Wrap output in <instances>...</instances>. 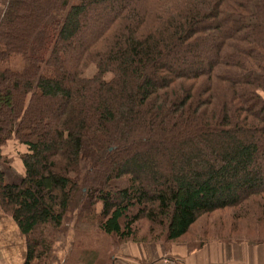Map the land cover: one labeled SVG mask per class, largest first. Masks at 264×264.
<instances>
[{"label": "trees", "instance_id": "trees-1", "mask_svg": "<svg viewBox=\"0 0 264 264\" xmlns=\"http://www.w3.org/2000/svg\"><path fill=\"white\" fill-rule=\"evenodd\" d=\"M263 93L264 0H3L0 205L24 264L73 224L116 249L264 244Z\"/></svg>", "mask_w": 264, "mask_h": 264}, {"label": "rangeland", "instance_id": "rangeland-1", "mask_svg": "<svg viewBox=\"0 0 264 264\" xmlns=\"http://www.w3.org/2000/svg\"><path fill=\"white\" fill-rule=\"evenodd\" d=\"M2 9L3 0H0V14ZM50 34V32H44L41 34L37 41L38 44L36 47V51L44 49L46 41L49 38ZM12 65L13 67H18L19 61L16 60L15 62H13ZM93 71L94 69H92L89 74H93ZM262 95L264 96V93ZM9 151L10 148L8 149V152ZM11 151L17 153L14 156L16 159L14 158L15 161L12 160V163H10V165L12 166H8V168H2V170H8L9 168H11L12 170L10 169V172H12V174H15L12 180L14 183H17L20 182V180L24 177L23 175L25 174V168L23 162H21V156L25 153L26 149L25 146H21L18 142H16V144H11ZM18 171L20 172L22 177H20L21 175L18 174ZM115 184L119 185L120 188L126 187L124 181L116 182ZM97 209L98 211H100L101 204L98 206ZM95 230L96 229L88 230L89 232H91V236L89 235L88 238L84 236H82V238H79L78 233L75 230V225H71L66 234L64 236H61L56 242L55 247L53 248V252L51 253L49 259L45 260L44 263L78 264V262L80 261L79 259H83L84 254L88 255L90 254V252H93L95 250L98 251L97 253H99L102 248L106 246V248L108 249V261L111 260L108 264H167L168 261L166 259V261L159 260L158 256H167L172 248H176L178 246L183 245L188 246L185 243L170 246L162 243L141 242L140 240H143L144 236L143 234H141L139 238V243L130 241L116 249V246L114 245L112 239L104 238L103 235L96 233ZM189 239L190 238L184 240L183 242H188ZM157 250L160 251H158L160 254L157 253ZM34 264H38V262H35Z\"/></svg>", "mask_w": 264, "mask_h": 264}, {"label": "crops", "instance_id": "crops-1", "mask_svg": "<svg viewBox=\"0 0 264 264\" xmlns=\"http://www.w3.org/2000/svg\"><path fill=\"white\" fill-rule=\"evenodd\" d=\"M12 143L16 144L15 141L9 142L8 146L3 149V155L14 160L17 153L11 151ZM9 148L10 151L8 152ZM25 149L24 154L28 152L27 147ZM10 169L3 170L6 174V180L14 183L12 178L15 174H12ZM18 174H20L19 171ZM158 251L157 253L160 254ZM27 253L26 237L0 205V264H24ZM158 258L162 261L167 260V264H264V244L250 241L211 243L200 250H192L189 246L183 245L172 248L167 256L160 255Z\"/></svg>", "mask_w": 264, "mask_h": 264}]
</instances>
